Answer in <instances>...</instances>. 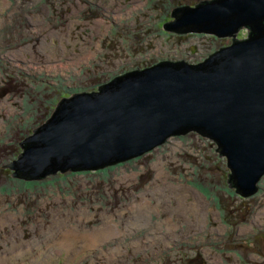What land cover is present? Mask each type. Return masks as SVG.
Returning a JSON list of instances; mask_svg holds the SVG:
<instances>
[{
    "label": "rangeland",
    "instance_id": "374dc122",
    "mask_svg": "<svg viewBox=\"0 0 264 264\" xmlns=\"http://www.w3.org/2000/svg\"><path fill=\"white\" fill-rule=\"evenodd\" d=\"M203 1L0 0V264H264V177L255 195L238 196L202 134L98 170L34 181L8 168L59 100L231 45L162 29L172 9ZM247 36L243 27L236 38ZM71 229L86 237L67 239V251Z\"/></svg>",
    "mask_w": 264,
    "mask_h": 264
},
{
    "label": "water",
    "instance_id": "95a60500",
    "mask_svg": "<svg viewBox=\"0 0 264 264\" xmlns=\"http://www.w3.org/2000/svg\"><path fill=\"white\" fill-rule=\"evenodd\" d=\"M162 29L233 37L200 64L162 62L96 92L59 100L8 166L38 180L61 170H98L141 157L189 130L225 157L230 187L251 197L264 177V0H209L172 9ZM249 27L246 39L240 28Z\"/></svg>",
    "mask_w": 264,
    "mask_h": 264
},
{
    "label": "bare ground",
    "instance_id": "6f19581e",
    "mask_svg": "<svg viewBox=\"0 0 264 264\" xmlns=\"http://www.w3.org/2000/svg\"><path fill=\"white\" fill-rule=\"evenodd\" d=\"M165 62V61H164ZM162 63V62H161ZM160 64V63H159ZM158 65V64H157ZM154 66H156V65H154ZM153 67V66H152ZM150 68V67H149ZM147 69V68H146ZM144 70V69H143ZM138 71H140V70H138ZM127 74V73H126ZM125 75V74H124ZM121 76H123V75H121ZM121 76H119V77H121ZM118 78V77H117ZM96 92V91H95ZM189 131H192V130H189ZM188 132V131H187ZM186 133V132H185ZM183 134V133H182ZM177 135H180V134H177ZM106 168V167H105ZM101 233V232H100ZM107 234V231H104L103 232V234L102 235H106ZM81 234H79V233H77L76 231H74L73 229H71V230H67L66 232H64V233H62V236H61V245L63 246V247H67L66 249H67V251H69V249H70V247L69 246H67L66 244H65V242H66V240L67 239H76L77 241H78V239H79V236H80ZM82 237H86V235H81ZM101 236V235H100ZM89 239H91V241L92 242H95L96 241V237L95 236H87ZM75 240V241H76ZM76 241V242H77Z\"/></svg>",
    "mask_w": 264,
    "mask_h": 264
},
{
    "label": "trees",
    "instance_id": "16d2710c",
    "mask_svg": "<svg viewBox=\"0 0 264 264\" xmlns=\"http://www.w3.org/2000/svg\"><path fill=\"white\" fill-rule=\"evenodd\" d=\"M201 3V2H200ZM199 3H197L196 5H198ZM194 6V5H193ZM183 7H187V6H182V7H180V8H183ZM165 16H167V15H165ZM165 16H163V17H165ZM171 16L172 17H170V18H168V16H167V21L168 20H170L171 18H173V14H171ZM174 19V18H173ZM244 28H247V30L249 31V27H244ZM135 71H137V70H135ZM135 71H132V72H135ZM130 73V72H129ZM98 89L99 88H97V91H98ZM91 93V92H90ZM193 131V130H192ZM193 132H195V131H193ZM226 182H227V184L230 186V175H229V171L228 172H226ZM231 188V187H230Z\"/></svg>",
    "mask_w": 264,
    "mask_h": 264
}]
</instances>
